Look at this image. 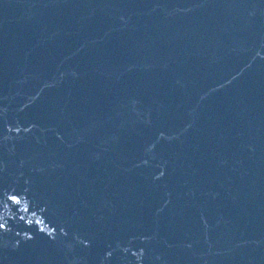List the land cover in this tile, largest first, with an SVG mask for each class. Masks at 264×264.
Wrapping results in <instances>:
<instances>
[{"label":"water","instance_id":"1","mask_svg":"<svg viewBox=\"0 0 264 264\" xmlns=\"http://www.w3.org/2000/svg\"><path fill=\"white\" fill-rule=\"evenodd\" d=\"M0 264H264V0H0Z\"/></svg>","mask_w":264,"mask_h":264}]
</instances>
